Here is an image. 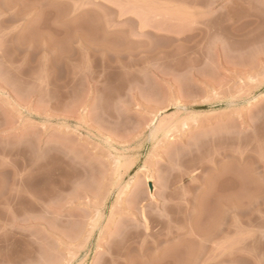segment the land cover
<instances>
[{"label": "rangeland", "instance_id": "rangeland-1", "mask_svg": "<svg viewBox=\"0 0 264 264\" xmlns=\"http://www.w3.org/2000/svg\"><path fill=\"white\" fill-rule=\"evenodd\" d=\"M0 264H264V0H0Z\"/></svg>", "mask_w": 264, "mask_h": 264}, {"label": "bare ground", "instance_id": "bare-ground-1", "mask_svg": "<svg viewBox=\"0 0 264 264\" xmlns=\"http://www.w3.org/2000/svg\"><path fill=\"white\" fill-rule=\"evenodd\" d=\"M151 188H152V186H151ZM153 188H154V186H153ZM153 188H152V189H153Z\"/></svg>", "mask_w": 264, "mask_h": 264}]
</instances>
